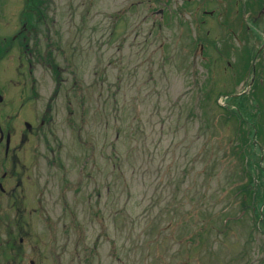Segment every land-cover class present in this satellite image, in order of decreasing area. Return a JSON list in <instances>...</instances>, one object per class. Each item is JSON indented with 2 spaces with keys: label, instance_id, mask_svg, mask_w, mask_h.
Returning <instances> with one entry per match:
<instances>
[{
  "label": "rangeland",
  "instance_id": "obj_1",
  "mask_svg": "<svg viewBox=\"0 0 264 264\" xmlns=\"http://www.w3.org/2000/svg\"><path fill=\"white\" fill-rule=\"evenodd\" d=\"M82 1L50 23L95 97L83 141L65 107L55 136L96 153L100 188L78 227L50 200L63 264H264V0Z\"/></svg>",
  "mask_w": 264,
  "mask_h": 264
},
{
  "label": "flooded vegetation",
  "instance_id": "obj_2",
  "mask_svg": "<svg viewBox=\"0 0 264 264\" xmlns=\"http://www.w3.org/2000/svg\"><path fill=\"white\" fill-rule=\"evenodd\" d=\"M68 1L73 17L81 19L84 1ZM65 3L0 0V264H51V253L54 264H63L64 246L53 247L61 235L55 234L50 200L63 203L75 227L80 217L74 203L82 193L90 208L97 205L92 196L100 188L96 153L68 156L73 159L66 162L55 136L57 115L65 107L67 124L78 128L83 141L86 98L95 97L82 89L75 62L79 51L67 50L65 28L50 23V11L63 20Z\"/></svg>",
  "mask_w": 264,
  "mask_h": 264
}]
</instances>
